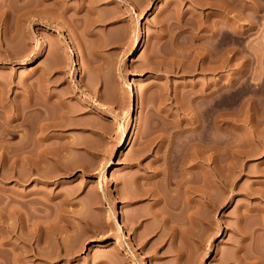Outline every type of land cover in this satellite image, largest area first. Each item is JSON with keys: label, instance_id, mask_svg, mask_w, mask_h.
Instances as JSON below:
<instances>
[{"label": "rangeland", "instance_id": "1", "mask_svg": "<svg viewBox=\"0 0 264 264\" xmlns=\"http://www.w3.org/2000/svg\"><path fill=\"white\" fill-rule=\"evenodd\" d=\"M59 1L0 0V264H264V0Z\"/></svg>", "mask_w": 264, "mask_h": 264}, {"label": "bare ground", "instance_id": "2", "mask_svg": "<svg viewBox=\"0 0 264 264\" xmlns=\"http://www.w3.org/2000/svg\"><path fill=\"white\" fill-rule=\"evenodd\" d=\"M60 3H58V4H60V5H58L59 7H58V9H59V11H58V9H57V7H56V12H55V10L53 9L51 12L53 13V12H55V13H57L58 15H61V16H63L64 14H65V12H66V10L67 9H69L68 7V5H65V4H63V1L61 0V1H59ZM80 2H81V0H80ZM95 2L97 3V0H82V2L80 3V5H78L77 6V10L78 11H80V10H82V9H84L85 10V8H87V10L90 8L91 10H89V11H94V9H96V7L94 6V4H95ZM57 3V2H56ZM71 6H73V4L71 5ZM76 6V5H75ZM87 6V7H86ZM44 7H45V5H44ZM95 7V8H94ZM46 8H47V6H46ZM51 8V7H50ZM53 8H54V6H53ZM76 8V7H75ZM51 10V9H50ZM48 11V10H47ZM96 11V10H95ZM49 13H50V11H49ZM51 13V14H52ZM54 13V15H56L57 16V14H55ZM95 13V12H94ZM98 13V12H97ZM42 14V13H41ZM83 14V13H82ZM88 15H89V12H88ZM96 15V14H95ZM54 17V16H53ZM68 17V16H67ZM89 17H91V16H89ZM63 18V17H62ZM92 18V17H91ZM65 19V18H64ZM82 19H84V18H82ZM81 19V20H82ZM89 19V18H88ZM63 20V19H62ZM90 20V19H89ZM92 20H94V19H92ZM96 20V19H95ZM94 20V21H95ZM99 20V19H98ZM74 21V20H73ZM91 21V20H90ZM89 21V22H90ZM93 21V22H94ZM62 23V22H61ZM91 23V22H90ZM59 27V26H58ZM61 27H62V25H61ZM61 27H60V29H61ZM64 27V26H63ZM68 34V33H67ZM64 39L65 38H69V35L67 36V35H65V37H63ZM64 39H63V41H64ZM66 41V40H65ZM145 42V41H144ZM143 42V43H144ZM66 43H70V41H66L65 42V44ZM73 44H72V40H71V44H68V48L70 47V50H71V53L73 54L74 52V49H73V46H72ZM133 50L134 51H136L137 50V45H134V47H133ZM70 62V61H69ZM82 89H84L83 87H82ZM136 106L137 105H135L134 103L131 105V113H130V115H129V118H130V120H131V126L129 127V129L130 130H134L135 129V117H136ZM119 124L121 125V122H119ZM128 129H125V131H127ZM26 141V140H25ZM120 143L122 144V145H124L125 143H126V138H125V135H123L122 134V137H121V139H120ZM31 145V144H30ZM23 146V145H22ZM23 149H22V152H23V155H22V160H20V161H22V163H23V165H27V164H30V162H32V160L28 157V155H26V151H27V146L25 145L24 147H22ZM33 149V148H32ZM21 150V149H20ZM22 154V153H21ZM32 157V156H31ZM20 158V157H19ZM33 159V158H32ZM36 160V159H35ZM111 161H112V159H111ZM33 164V163H32ZM31 165V164H30ZM29 168V167H28ZM104 175V174H103ZM210 182V181H209ZM210 184V183H209ZM101 188L104 190V187L103 186H101ZM210 192V191H209ZM208 193V192H207ZM209 194V193H208ZM209 196V195H208ZM115 220H116V222H117V226H118V229H119V231L120 232H122V233H124V226H123V224H122V222H120L119 220H118V217L117 216H115ZM35 225V224H34ZM27 226V225H26ZM37 226V225H36ZM33 228H37V227H32L31 229H33ZM48 228V227H47ZM38 229V228H37ZM49 229V228H48ZM35 231V230H34ZM34 231H31L32 233H35V232H37L38 230H36L35 232ZM30 232V231H29ZM38 233V232H37ZM28 234V233H27ZM31 234V233H30ZM39 234V233H38ZM32 236V235H31ZM124 236V235H123ZM126 236V235H125ZM124 236V238H126ZM37 238V237H36ZM23 239V238H22ZM29 239V238H28ZM123 238H121V236L119 237H116L115 238V241H114V244L115 245H118V244H121L122 242H123V240H122ZM26 241V240H25ZM36 241V240H35ZM20 250H22V252H23V250H25V249H20ZM28 251V249L27 250H25V252L24 253H26ZM37 251V250H36ZM22 252H20V255L21 256H19V253H17V255L16 256H18L19 258L21 257L22 258V260L25 262V258L23 257V254H22ZM35 254V253H34ZM128 254H130L131 255V253H128ZM15 256V257H16ZM131 256H135V255H133V253H132V255ZM17 257V258H18ZM17 258H15L16 260H17ZM24 258V259H23ZM22 260H20V261H22ZM19 261V262H20ZM22 261V262H23ZM14 262V261H13ZM2 263V262H1ZM23 264H25V263H23ZM27 264V263H26ZM146 264H153V263H151V261L148 259V260H146Z\"/></svg>", "mask_w": 264, "mask_h": 264}]
</instances>
